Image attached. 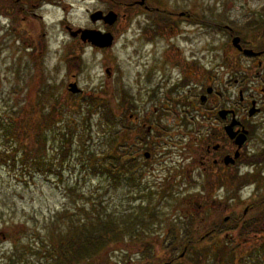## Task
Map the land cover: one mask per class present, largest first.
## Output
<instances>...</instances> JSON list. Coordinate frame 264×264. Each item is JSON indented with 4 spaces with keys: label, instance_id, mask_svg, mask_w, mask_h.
<instances>
[{
    "label": "rangeland",
    "instance_id": "1",
    "mask_svg": "<svg viewBox=\"0 0 264 264\" xmlns=\"http://www.w3.org/2000/svg\"><path fill=\"white\" fill-rule=\"evenodd\" d=\"M156 1L176 11H189L193 13L195 21L205 23L178 24L177 29L172 32L176 33V36L170 33L152 34V39L148 40V37L142 36L140 32L144 19L139 17L132 24L118 27L114 32L113 45L105 50L86 45L68 50L65 43L71 41V38L59 30L57 25L50 26L49 33L44 38L46 43L42 51L37 50L36 46L30 49L27 43L18 40L19 37L26 39V42L29 41L26 36L23 38L21 34L17 41H14L7 29L0 30V148L10 149L12 144L11 139L4 142L1 138V121L3 123L8 117L10 121L12 120L11 114L33 95L34 87L38 88L37 90L44 89L45 112L50 109L48 106L52 103V99H48L49 96L57 97L56 108L52 113L57 122L55 130L50 129L46 132L43 128L47 139L43 155L48 163H53L49 169L52 173L47 176L39 175L32 182L25 184L23 178L17 175L16 169L0 165V264H48V259L42 255L44 253L42 248L48 247L51 232L64 229L67 226L66 219L76 221L81 218L82 215L79 213L81 208L87 210L95 208V212L110 215L123 227L125 222H133L130 218L138 215V208L145 204L149 205V212L155 214V219H151L153 225L150 226V230L147 229L143 236H138L132 229L121 232L120 228V236L114 237L88 264H138V260L146 259L148 253L158 260L157 263L154 260V264L171 263V259H176L172 264H190L194 253L186 251L185 246L173 254H167L163 249V242L168 240H161L165 238V233L169 232L168 226L176 227V223L178 225L186 223L192 225L191 232L194 234L200 229L205 232L209 224L205 217L206 207L210 209L209 215L212 214L210 218L220 219L217 218L218 212L222 213L220 216L223 217L222 208L226 204V196L219 192L208 194L207 197L200 194L201 182L191 178L190 173L186 174L190 178L182 174V178L177 176V179L173 180L175 185L170 187L172 191L167 193L168 196L164 188L167 184L166 176L157 165H153V169H144L142 178L135 187L125 185L123 180L112 186L110 178L94 170L97 162L93 164L92 159L100 158L99 154L105 147L102 142L109 137L108 128L100 126L103 120L97 112L92 111L88 114L86 108L89 106L84 99L66 89L67 84L74 81L82 90L80 96L86 97L89 93L99 92L106 96L112 109L114 108L119 115L124 114L126 120L128 114L140 113L147 114L149 121L153 122L154 102L143 98L122 99L118 95L122 87L124 90L135 89L134 77L139 70L138 65L143 61L146 63L156 61L170 43L176 44L178 50L184 53L190 50L193 57L201 61L218 59L223 50L228 49L227 44H230V41L222 29H215L216 23L225 25L236 22V7L248 5L254 7L262 2V0ZM79 6L82 8L73 9L69 14L74 23L84 20V6ZM56 19L55 14L49 21ZM36 38L38 36L30 40L34 41ZM73 55H79L81 58L82 69L79 73L66 70L65 59ZM106 70H110L111 76ZM72 74L75 75L73 78ZM87 117L88 120L84 122ZM26 119L30 124L33 123L32 117L27 116ZM34 121L36 124V120ZM87 123L89 125L86 127ZM67 126H76V135L82 137H76L75 143L71 144L67 155L60 163L52 157L56 148H59V133L64 132ZM131 134L136 137V132ZM31 142L32 139L27 140V143ZM159 149L165 150L159 147L157 151ZM139 156L142 157V152ZM161 156L157 154L156 157ZM172 160L181 162L175 155ZM187 164L186 160L185 165ZM222 181H213L212 188L223 187L228 196L236 199L237 190L242 182L237 185H233V182L221 185L224 182L228 183L226 179ZM166 189H169L168 186ZM218 196L222 198L219 199ZM239 209L241 210V207ZM58 214L62 217H58ZM148 216L145 214L140 217L142 225L129 224L133 225L135 230L145 229L143 225L150 221ZM178 216L186 218L178 220ZM62 218L66 219L60 220ZM204 232L203 236L206 235ZM227 232L229 238L219 237L216 240L206 238L200 242L197 247H208L218 242L225 243L227 249L223 253H218L212 246L210 249L204 248L207 257L199 262L210 264L212 260L225 257L224 261L227 264H257L254 258L244 255V252L252 250V243L246 246L244 243L236 244V231ZM232 236L235 238H231ZM231 246H236L235 256L227 252ZM183 251L184 256L179 258ZM151 261L153 262V259Z\"/></svg>",
    "mask_w": 264,
    "mask_h": 264
},
{
    "label": "flooded vegetation",
    "instance_id": "2",
    "mask_svg": "<svg viewBox=\"0 0 264 264\" xmlns=\"http://www.w3.org/2000/svg\"><path fill=\"white\" fill-rule=\"evenodd\" d=\"M79 5L84 6V20L74 23L69 14L73 9H81ZM236 11V22L215 25L230 41L220 59L201 61L190 50L184 53L170 43L156 61L138 65L135 89L122 87L118 95L122 99L143 98L154 102L153 122L147 114L140 113L128 114L127 120L132 125L131 131L135 130L139 137L135 148L142 175L144 169L157 165L166 176L167 196L175 185L173 180L185 174L201 182L199 193L205 197L217 192L228 197L222 208L223 217L222 213L217 214L219 226L232 222L236 244L255 246L264 244V0L258 6L236 7ZM110 12L116 15L111 23L104 19ZM55 14L57 19L49 21ZM139 17L144 19L140 32L148 40L152 34L176 36L172 32L178 24L205 23L195 21L189 11H176L156 0H0V30L7 29L14 41L21 34L23 38L26 36L29 41L19 37L18 40L27 43L30 49L36 46L39 51L44 48V38L53 25L71 38L63 42L68 50L85 45L105 50L88 41L82 42L80 31L110 33L115 38L118 27L132 24ZM34 36L38 38L30 40ZM234 37L236 46L231 43ZM111 74L109 70L108 75ZM159 147L165 150L157 151ZM157 154L162 156L156 157ZM173 155L181 162L173 161ZM224 179L228 183L221 185L242 182L236 199L228 196L223 187L212 188L213 181ZM185 218L178 216V220ZM176 227L183 230L182 239L204 241L230 237L228 232L209 234L201 229L189 235L184 230L186 223H176ZM171 234L166 232L161 241L169 240ZM175 260L171 259L169 264Z\"/></svg>",
    "mask_w": 264,
    "mask_h": 264
},
{
    "label": "trees",
    "instance_id": "3",
    "mask_svg": "<svg viewBox=\"0 0 264 264\" xmlns=\"http://www.w3.org/2000/svg\"><path fill=\"white\" fill-rule=\"evenodd\" d=\"M65 66L68 72L79 73L82 69L80 56L73 55L67 57L65 59ZM37 89L34 87L32 90L33 95L18 110L11 114V121L10 117H8V120L3 121V123L1 121V138L4 142L11 139L12 144L10 149H5L6 147L0 148V165L16 169L18 171L17 175L23 178L25 184L32 182L39 175L47 176L52 173L49 169L53 163H48L43 155L47 147V139L43 128H45L46 132L50 129L55 130L57 122L54 120L52 113L56 108L57 97L49 96L48 99H52L53 104L51 103L48 106L50 109L45 112L44 89ZM104 94L106 93L104 92ZM79 97L84 99V102L89 106V108H86L88 114L92 111L97 112L103 120L100 126L104 129L108 128L109 137L102 142L105 147L99 154L100 158L92 157L93 164L97 162L94 170L104 173L105 176L110 178L113 183H111L112 186L117 185L119 182L121 183L123 180L125 185L133 187L142 178V172L139 169L137 159V150L135 148L139 137L137 134L136 137H132L131 134V132L136 131H131L124 114L121 113L119 115L114 108L110 107L106 96L104 97V95L98 92L89 93L86 97L79 95ZM78 106L80 107V105ZM27 116L32 117V124L26 119ZM34 120H36V124ZM85 120H88V117L84 119V122ZM88 125L89 123L86 124V127ZM76 129V126H67L64 132L59 133L58 147L60 148V153L59 148H56L55 155L52 157L53 160L57 159L62 163L71 144L75 143L76 137H82L76 135ZM28 139H32V142L27 143ZM89 154L93 156L91 153ZM94 210L95 208L91 210H87L86 208L79 209L82 217L76 221L67 220L66 218L60 219H66L67 226L58 232H51L48 247L42 248L44 250L42 255L46 260L48 259V264H88L106 244H109L114 237L120 236V228L121 232H127L132 229L136 231L138 236H143L145 230H150L151 219H155V214L149 212L148 206L139 207V214L136 216L131 215L130 219L133 222H123L124 226L121 227L118 220L113 219L108 214L95 212ZM204 211H206L205 217L208 216L210 213L209 207H206ZM145 214L149 215L148 219L150 220L143 225L145 229H133V225L131 226L129 223L142 225L140 217ZM57 216L61 215L58 214ZM127 217L129 218V216ZM142 220L144 221L143 218ZM208 222L209 224L205 232L209 234L235 230L232 222L224 223V226H219L221 225L219 219L208 218ZM167 230L173 231V233L170 236V240L163 242V249L166 250L167 254H173L179 248L185 246L186 251L194 253L190 264H201L199 261L207 257L205 249H210V246L217 249L218 253H223L227 249L225 243L218 242H214L208 247H197L202 241L190 240L191 238L182 239L185 237H182L181 232L183 230H180V228L168 226ZM184 230L190 232L189 235L194 234V232H191L192 225L187 224ZM227 252L235 256L236 246H231ZM150 254H147L146 259L138 260V264H154V260L157 263L158 260ZM244 255L245 257L254 258L257 264H264V244L253 246L252 250L244 252ZM152 259L153 262L151 261ZM224 259L212 260L210 264H227ZM229 262H232V260H229Z\"/></svg>",
    "mask_w": 264,
    "mask_h": 264
},
{
    "label": "water",
    "instance_id": "4",
    "mask_svg": "<svg viewBox=\"0 0 264 264\" xmlns=\"http://www.w3.org/2000/svg\"><path fill=\"white\" fill-rule=\"evenodd\" d=\"M116 15L112 12L105 15L104 19L107 22L114 21V18ZM77 33H72L73 36H75ZM80 39L82 42H90L93 46L98 48H108L112 45L113 42V36L110 33H100L98 31H92V30H81L80 31ZM233 46H236V37L232 38L231 41ZM107 73H109L108 70H106ZM67 90L72 94H79L81 93V89L78 88L77 84L75 82H71L67 85ZM144 156L147 157L148 153H144ZM185 251V249H184ZM184 251L179 255V257H182L184 255ZM169 264V263H166Z\"/></svg>",
    "mask_w": 264,
    "mask_h": 264
}]
</instances>
